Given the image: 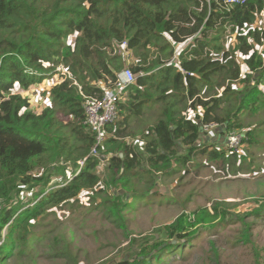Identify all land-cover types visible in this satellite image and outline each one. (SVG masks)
I'll return each mask as SVG.
<instances>
[{
	"label": "trees",
	"instance_id": "obj_1",
	"mask_svg": "<svg viewBox=\"0 0 264 264\" xmlns=\"http://www.w3.org/2000/svg\"><path fill=\"white\" fill-rule=\"evenodd\" d=\"M262 11L264 0H245L228 7L223 0H0V200L6 203L0 210V235L7 225L5 238L0 237V264L15 234L24 238L29 221L37 220L48 205L70 203L79 193L89 196L87 190H92V200L101 195L106 212L122 219L129 191L136 198L147 196L156 180L193 163L198 154L224 159L216 148L208 150L207 143L212 140L202 138L201 134H206L202 127L216 124L223 126L224 132L239 127V114L249 105L255 106L259 96L264 97L258 88L264 83V28L251 27ZM217 26L230 28L235 47L226 48L208 39L207 31H215ZM191 37L193 42L177 55L178 65L172 62L175 44ZM123 42L136 59L129 68L137 78L118 103L121 118L105 126V141L97 147L99 157L92 156L94 137L84 124V97L100 96L103 88L96 84L114 81L123 69L125 61L117 47ZM255 45L263 46L262 52ZM239 54L245 56L247 66L243 75ZM58 66L69 70L73 79L51 85L57 80ZM41 81L50 85L46 91L53 105L49 103L36 113L23 92ZM237 81L243 86L237 88ZM213 88L223 90L207 97L199 95ZM185 91L193 99L188 109L201 106V118L199 114L195 119L181 114L179 104L185 100ZM148 102L157 107L156 119L140 131L141 145L127 141L125 137L138 134L125 132L128 117L140 115ZM225 104L228 110L222 108ZM59 114L71 120L60 121ZM243 134L242 139L251 132ZM100 156H107L105 186L96 172ZM83 158V166L72 172L68 183L49 189L33 205L19 207L17 212L18 207L10 203L24 187L42 180L32 174L35 167L46 161L45 166L60 162L77 169ZM46 170L51 176V168ZM130 175L136 184L145 183V189L132 190ZM203 209L211 215L205 208L199 212ZM13 213H17L15 217ZM207 223V218L198 221V225ZM10 226L16 227L14 233ZM163 229L169 239L191 233L180 218ZM165 253L159 250L153 257L164 260ZM142 263L151 264L150 258L145 262L121 259L116 264Z\"/></svg>",
	"mask_w": 264,
	"mask_h": 264
},
{
	"label": "rangeland",
	"instance_id": "obj_2",
	"mask_svg": "<svg viewBox=\"0 0 264 264\" xmlns=\"http://www.w3.org/2000/svg\"><path fill=\"white\" fill-rule=\"evenodd\" d=\"M251 27L264 28V13L256 15ZM215 28V31H207L208 39L226 48L237 45L229 27ZM192 42L193 39L189 38L183 44H175V48L184 49ZM117 47L125 61L123 69L136 64L132 50L125 49L123 52L121 44ZM254 48L262 52L263 46L255 45ZM112 54L118 53L113 51ZM239 59L242 62L243 55ZM62 71L63 67L58 66L57 72ZM107 83L98 82L96 86L104 88ZM234 85L239 88L242 84L237 81ZM49 86L47 81H41L23 92L34 112L40 113L49 103L53 105L46 91ZM222 90L213 88L207 94L201 92L199 95L207 97ZM184 96L185 100L179 107L193 117L197 108L188 109L193 99L187 96L186 91ZM230 99L235 104L234 96ZM222 108L228 110L229 105H222ZM156 113L155 103L148 102L140 115L128 117L125 132L132 130L138 134L135 137L127 136L126 140L141 145L140 131L154 122ZM239 118L241 126L208 137L212 140L207 143L208 150L216 148L226 156L224 159H208V154H198L193 158V163L188 162L173 175L162 177L158 182L156 180L147 196L136 198L130 196L133 191H129L122 219H115L106 212L101 206V195L92 200L95 193L92 190H87L91 194L89 196L79 193L77 200L70 203L48 205L37 220L29 221V232L24 238L15 234L8 255H3L2 264H116L121 259L145 262L148 258L151 264H264V97L259 96L255 106L249 105L239 114ZM59 120L66 122L71 117L59 114ZM245 130H250L251 135L241 138L233 147L227 145L225 135L235 132L244 136ZM212 132L210 130L203 134L202 138L208 139L205 136H210ZM99 159L96 172L100 176L101 186H105L108 180L107 156H100ZM61 164L64 163L55 162L45 166V161V165L32 169V174L42 180L24 187L13 197L10 203L18 207L17 212L19 207L33 205L49 189L68 183L72 172L80 169L78 163L77 169L71 164L65 167ZM46 167L51 168V176ZM129 179L132 190L139 192L145 189V183L136 184L131 175ZM112 190L109 188V192ZM72 202L75 204L72 205ZM5 205L0 200V210ZM201 208L211 215L204 209L199 212ZM16 214L13 213V217ZM177 218L191 233L183 238L169 239L163 228ZM205 218L208 220L207 226L198 225V221ZM192 224L195 225L189 227ZM10 227L14 228L11 231L14 233L16 227ZM6 228L7 225H4L1 239L3 236L5 238ZM182 232L187 234V230ZM178 246L179 251L176 252V248L175 253H171L170 250ZM163 249L166 251L164 260L162 257L159 258L162 261L154 259L153 256Z\"/></svg>",
	"mask_w": 264,
	"mask_h": 264
},
{
	"label": "built area",
	"instance_id": "obj_3",
	"mask_svg": "<svg viewBox=\"0 0 264 264\" xmlns=\"http://www.w3.org/2000/svg\"><path fill=\"white\" fill-rule=\"evenodd\" d=\"M207 3L210 0H205ZM224 4L228 7L234 3L245 2V0H223ZM121 47L124 50L126 49V42L121 44ZM181 49H176V54L172 60V62L177 61V55ZM178 65V61L176 63ZM185 73L184 71H182ZM56 76L59 78L52 84H56L59 81L64 79H73L72 74L69 70H64L60 73L57 72L56 67ZM136 75L129 69L124 68L117 72L114 81H108L107 85L103 88L102 94L100 96L97 95H87L84 97L83 101V110L85 121L84 124L87 126L88 130L92 133L94 137V146L91 148L89 155L97 156L98 155V146H102L105 141V126L113 123L118 118V103L124 100V96L126 94L127 88L135 83ZM76 84V82H74ZM260 89L263 91L264 83L259 85ZM197 110L194 112L193 117L186 112H182L183 115L189 117L191 119H195L196 114L200 115L203 112L201 106L196 107ZM218 125L216 124H205L202 127L203 133H207L210 130H213ZM242 134H238L235 132L228 133L225 135L226 143L228 146H235L239 143ZM141 144V142H140ZM86 158L80 159L77 163L79 167H82Z\"/></svg>",
	"mask_w": 264,
	"mask_h": 264
},
{
	"label": "crops",
	"instance_id": "obj_4",
	"mask_svg": "<svg viewBox=\"0 0 264 264\" xmlns=\"http://www.w3.org/2000/svg\"><path fill=\"white\" fill-rule=\"evenodd\" d=\"M261 13H264V11H262ZM256 19V18H255ZM257 28V27H256ZM260 53V52H259ZM241 54H239L238 55V61H239V64H240V69H241V73H242V75L247 71V66L244 64V62H243V60H244V58H245V56H243V59H242V62L240 61V59H239V56H240ZM263 55V54H262ZM263 62H264V55H263ZM239 87H241V86H239ZM214 133H218L217 131H214L213 130V132L211 133V135L209 136V137H211ZM208 135H209V133H208ZM202 136H203V134H202ZM127 141H129V140H127Z\"/></svg>",
	"mask_w": 264,
	"mask_h": 264
},
{
	"label": "water",
	"instance_id": "obj_5",
	"mask_svg": "<svg viewBox=\"0 0 264 264\" xmlns=\"http://www.w3.org/2000/svg\"><path fill=\"white\" fill-rule=\"evenodd\" d=\"M260 88V87H259ZM214 131H217L218 133H223L224 134V127L223 126H220V127H218V128H216ZM201 136H202V134H201Z\"/></svg>",
	"mask_w": 264,
	"mask_h": 264
},
{
	"label": "bare ground",
	"instance_id": "obj_6",
	"mask_svg": "<svg viewBox=\"0 0 264 264\" xmlns=\"http://www.w3.org/2000/svg\"><path fill=\"white\" fill-rule=\"evenodd\" d=\"M242 3H244V2H239V4H242ZM192 39H194V37H191Z\"/></svg>",
	"mask_w": 264,
	"mask_h": 264
},
{
	"label": "clouds",
	"instance_id": "obj_7",
	"mask_svg": "<svg viewBox=\"0 0 264 264\" xmlns=\"http://www.w3.org/2000/svg\"><path fill=\"white\" fill-rule=\"evenodd\" d=\"M262 84H263V83H262ZM258 88H259V86H258ZM259 89H260V88H259ZM261 91H262V90H261ZM217 127H220V126H217ZM217 127H216V128H217ZM216 128H214V129H216ZM214 129H213V130H214Z\"/></svg>",
	"mask_w": 264,
	"mask_h": 264
}]
</instances>
